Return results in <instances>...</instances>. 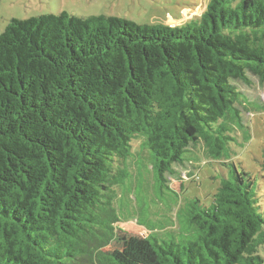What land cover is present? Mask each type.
<instances>
[{
    "label": "trees",
    "instance_id": "obj_1",
    "mask_svg": "<svg viewBox=\"0 0 264 264\" xmlns=\"http://www.w3.org/2000/svg\"><path fill=\"white\" fill-rule=\"evenodd\" d=\"M254 78L264 86V0H210L173 27L68 12L13 19L0 35V264H130L106 250L118 190L130 198L138 178L127 161L137 174L147 152L175 209L168 176L195 150L222 161L233 130L250 140L238 84ZM257 189L233 167L211 203L185 198L178 227L147 238L148 264H264Z\"/></svg>",
    "mask_w": 264,
    "mask_h": 264
},
{
    "label": "rangeland",
    "instance_id": "obj_2",
    "mask_svg": "<svg viewBox=\"0 0 264 264\" xmlns=\"http://www.w3.org/2000/svg\"><path fill=\"white\" fill-rule=\"evenodd\" d=\"M209 2L210 0H1L0 35L13 19L26 20L61 12L80 18L114 16L130 20L141 27L158 23L173 27L200 16ZM238 85L246 99L242 102L241 109L245 124L249 128L250 140L245 143L243 136H237L233 130L236 142L231 145L230 155L222 161L206 160L199 148L195 150L193 154L198 156L196 161L185 160L187 166L176 169L178 176H168L170 188L180 195L181 202L175 209H172L176 203L174 194L166 189L164 192L158 190L149 154L140 153L142 140H134L135 158L139 156L138 153L143 156L136 161L137 174L134 161L131 169L128 161L126 165L132 180L136 176L138 178L133 180L135 190L130 198L125 189L124 193L118 190L116 206L122 217L121 222L116 224L117 238L107 251L115 253L130 264L152 262L155 253L147 241L149 235L163 234L166 226L168 229L178 227L177 214L185 198L198 197L204 203H211L221 180L233 167L239 172L245 170L251 174L264 205V108H261L264 105V86L256 78L253 79L251 87ZM221 163H229L230 167ZM128 183L131 185L129 181L126 185Z\"/></svg>",
    "mask_w": 264,
    "mask_h": 264
}]
</instances>
